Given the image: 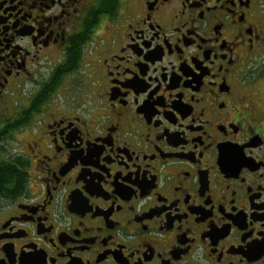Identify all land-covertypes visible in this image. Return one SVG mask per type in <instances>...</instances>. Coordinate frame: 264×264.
I'll return each instance as SVG.
<instances>
[{
	"label": "flooded vegetation",
	"instance_id": "flooded-vegetation-1",
	"mask_svg": "<svg viewBox=\"0 0 264 264\" xmlns=\"http://www.w3.org/2000/svg\"><path fill=\"white\" fill-rule=\"evenodd\" d=\"M0 264H264V0H0Z\"/></svg>",
	"mask_w": 264,
	"mask_h": 264
},
{
	"label": "trees",
	"instance_id": "trees-1",
	"mask_svg": "<svg viewBox=\"0 0 264 264\" xmlns=\"http://www.w3.org/2000/svg\"><path fill=\"white\" fill-rule=\"evenodd\" d=\"M100 6H103V3H101V5H100ZM77 55H78V54H77ZM77 55H76V56H77ZM77 57H78V56H77Z\"/></svg>",
	"mask_w": 264,
	"mask_h": 264
}]
</instances>
